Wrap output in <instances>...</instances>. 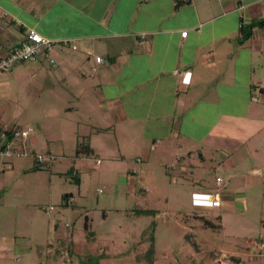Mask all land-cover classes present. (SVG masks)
<instances>
[{
  "label": "crops",
  "instance_id": "crops-1",
  "mask_svg": "<svg viewBox=\"0 0 264 264\" xmlns=\"http://www.w3.org/2000/svg\"><path fill=\"white\" fill-rule=\"evenodd\" d=\"M258 22H264V0H0V58L24 40L27 30L51 40H76L75 51L57 47L49 53L55 65L44 55L34 60L39 63L35 71L41 72L45 63L51 67L53 82L63 84L66 110L96 112V121L86 119L90 127L82 137L94 152L92 138L111 133L107 137H113L117 150L108 152L111 161L126 154L121 151L124 141L120 145L115 134L123 133L129 136V146L138 145L142 159L137 164L155 160L151 164L157 167L160 155L172 157L175 146H183L189 161H202L199 145L216 151L224 165L233 167L231 156L243 148L250 156L241 161V169L264 177V159H254L249 150L264 133V111H252L259 104L264 107V27H252L247 38L242 34L244 27ZM183 31L186 38L181 37ZM92 52L108 63L92 62ZM100 144H95L99 150ZM175 159V168L181 170L165 182L167 204L194 212L216 208L210 203L212 194L178 182L187 166L182 156ZM127 170L137 175L140 167ZM145 177L141 171L144 186ZM130 183L137 184L133 178ZM223 186L222 182L218 188ZM144 192L150 193L147 188ZM64 199L65 205L71 204L72 196ZM140 211L150 210L139 207L136 212ZM85 226L91 225L87 221ZM66 235L73 237L70 231ZM99 236L101 241L117 237L114 232ZM135 237L124 257L112 253L113 260L103 264H156L152 234ZM261 243L263 238L256 244ZM70 244L68 252L75 257L99 256L95 243L86 245L87 250ZM101 248L109 251L107 245ZM151 248L153 255H148Z\"/></svg>",
  "mask_w": 264,
  "mask_h": 264
},
{
  "label": "rangeland",
  "instance_id": "rangeland-1",
  "mask_svg": "<svg viewBox=\"0 0 264 264\" xmlns=\"http://www.w3.org/2000/svg\"><path fill=\"white\" fill-rule=\"evenodd\" d=\"M42 56L37 59L41 61ZM94 57L92 52V62ZM45 64L37 72L38 61L16 62L8 72L0 73V130L31 127L35 140L26 143L33 148L28 149V156L0 158V264H103L113 260L112 253L124 257L141 232L154 238L156 264H236L231 259H240L237 264H264V250L260 249L264 243L256 244L262 238L264 242V177L247 175L241 169V161L250 156L245 149L231 156L234 166L229 167L219 153L205 146L197 145L202 161H189L183 146H175L172 157L170 153L160 155L161 163L155 167L151 164L155 160L137 164L136 160L142 159L138 145L129 146V136L115 133L120 145L124 141L121 151L126 154L111 161L108 152L117 151L111 143L113 137H107L111 133L92 138L94 152L86 148L87 138L82 137L90 127L86 122L96 121L98 115L95 111L83 113L81 107L66 110L69 103L61 97L63 84L53 82L48 73L51 67ZM258 106L252 111H264L262 104ZM259 137L249 150L251 157L262 160L264 133ZM96 142L101 143L100 150ZM34 154L53 158L31 173L36 165ZM96 155L101 166L95 164ZM176 156H182L187 166L178 182L212 194L222 200L221 207L194 212L193 208L176 209L167 204L165 182L181 170L175 168ZM135 165L140 167L138 174H129L127 167ZM141 171L146 176L145 186ZM75 173L79 186L72 180ZM217 177L223 180L221 188L216 185ZM132 178L137 183L134 187ZM146 188L149 194L144 192ZM66 195L72 196L70 205H65ZM139 207L154 215L139 218L135 215ZM87 230L102 236L114 232L117 237L101 241L99 235L92 236ZM67 231L73 234L72 239ZM71 242L82 250L95 243L99 256L75 257L68 252ZM103 245L109 251L102 249Z\"/></svg>",
  "mask_w": 264,
  "mask_h": 264
},
{
  "label": "built area",
  "instance_id": "built-area-1",
  "mask_svg": "<svg viewBox=\"0 0 264 264\" xmlns=\"http://www.w3.org/2000/svg\"><path fill=\"white\" fill-rule=\"evenodd\" d=\"M187 31L181 32V37L186 38ZM56 47L67 48L75 51L78 47L76 40H51L40 36L34 30H27L24 40L15 47L6 56L0 58V73L8 72L10 66L16 62L34 61L39 55H44L50 64L55 65L49 53ZM96 64L106 65L108 61L102 57L95 58ZM33 139V129L31 127H20L14 130H0V158H14L28 156L27 142ZM34 161L37 165L42 166L46 161L53 157L50 154L41 155L34 154ZM139 162V159L137 160ZM100 164V160L96 161V165ZM219 185L223 180L216 178ZM210 203L212 207H219L220 200L211 196ZM260 249L264 250V244L260 245Z\"/></svg>",
  "mask_w": 264,
  "mask_h": 264
},
{
  "label": "trees",
  "instance_id": "trees-1",
  "mask_svg": "<svg viewBox=\"0 0 264 264\" xmlns=\"http://www.w3.org/2000/svg\"><path fill=\"white\" fill-rule=\"evenodd\" d=\"M254 26H259V27H264V22H258L257 24H253V25H250V26H247V27H244L243 30H242V34H244V38H247L250 36V31L252 29V27ZM57 48V47H56ZM88 149V145L86 147ZM36 164V163H35ZM39 169V165H35L34 169L32 170V172H36L37 170ZM73 179V182L76 184V185H79V177L77 175V173L74 174V176L72 177ZM137 215H146V216H149V215H154V212L152 211H140V212H136ZM154 249L151 248L150 251L147 253L148 255H153V251ZM148 257V256H147ZM146 257V258H147Z\"/></svg>",
  "mask_w": 264,
  "mask_h": 264
},
{
  "label": "water",
  "instance_id": "water-1",
  "mask_svg": "<svg viewBox=\"0 0 264 264\" xmlns=\"http://www.w3.org/2000/svg\"><path fill=\"white\" fill-rule=\"evenodd\" d=\"M233 262H238V260H235V259H231Z\"/></svg>",
  "mask_w": 264,
  "mask_h": 264
}]
</instances>
